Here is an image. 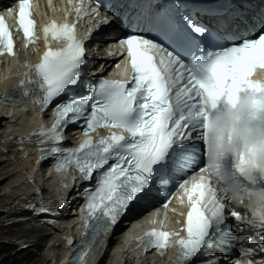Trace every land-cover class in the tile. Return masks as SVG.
<instances>
[{
  "label": "snow or ice",
  "instance_id": "6c2138e0",
  "mask_svg": "<svg viewBox=\"0 0 264 264\" xmlns=\"http://www.w3.org/2000/svg\"><path fill=\"white\" fill-rule=\"evenodd\" d=\"M129 2L147 7L125 8L109 17L101 8L113 11L116 4L92 0L85 14L96 18V37H80L67 19L46 23V50L29 75L42 93L41 107L65 97L55 104L52 125L37 135L49 145L41 150V161L55 158L56 170L74 167L82 176L73 178L76 195L60 201L61 207L68 200L84 201L85 240L71 264H85L88 253L103 248V239L132 207L155 199L162 189L165 208L172 199L187 206L186 214L179 213L184 235L165 227V214L161 227L141 237L145 250L175 245L177 264H196L229 229V209L214 179L228 193L255 201L247 225L249 238L260 242L261 258L255 246L243 255L250 257L248 264H264V79L251 78L257 68L264 69V8L245 7L252 0H227L226 7L213 0ZM75 11L79 15L83 4ZM8 15L29 44L40 39L31 0H18ZM109 28L117 31L107 34ZM88 38L118 44L125 78H104L97 69L91 75H99L98 81L76 94L89 64ZM14 48L13 31L0 14V55H15ZM71 126L82 128L84 139L62 151L59 144ZM98 129L108 134L93 136ZM230 216L241 220L238 211ZM205 259L228 264L219 257Z\"/></svg>",
  "mask_w": 264,
  "mask_h": 264
},
{
  "label": "bare ground",
  "instance_id": "6f19581e",
  "mask_svg": "<svg viewBox=\"0 0 264 264\" xmlns=\"http://www.w3.org/2000/svg\"><path fill=\"white\" fill-rule=\"evenodd\" d=\"M8 111L7 110H0V165L3 164L4 167H11V172L4 177L3 179H0V184L5 180L6 182L3 184L4 186L14 188L12 190L13 193L5 192L3 195L6 196L7 199H5L3 202L0 201V215L2 213L1 210L8 211L9 213H12V217L16 222L25 223L27 219L29 220H38V221H44L46 224L50 225V231H45V228L38 229L37 225L38 223L32 225L30 228H23L19 229V233L17 235L18 239H22L21 242L18 244V248L22 247L25 243V241L33 240V237L37 239L40 237L39 242L33 241L32 243H29V246H33L34 248L30 247L28 254L18 257L16 255L19 253V251H14L12 249H15L13 247L6 245H0L1 248H5V250H10L9 253L5 254L3 260L5 263L3 264H54L53 259L55 258H49L47 254L40 253V246L42 245L41 242L44 240L47 241L52 237V241L56 242V246H59L58 249L62 251L63 245H61L60 237H61V229H58L54 224L51 223V221L55 220H64L65 218L70 217V214H67L66 209H64L68 205L75 206V204L78 202V200H68L67 203H65L62 207L60 204V201L62 199L66 198L65 190L67 185V182H61L56 188H57V204L53 205L51 201H49L46 196L48 194L47 188L44 189V192L41 194H36L34 191L36 185L35 184H41V177L39 172H36L32 176H30L29 172H27V169L32 167V162L30 157L27 156L28 149H24L22 146V139L23 137H15L11 136L12 134L19 133L23 126L28 123L30 120V117L28 115H24L22 118L19 119H12L11 117L4 116ZM2 124L6 125V127L3 129ZM10 152V153H9ZM13 162L11 160L15 159ZM6 161H9V163H5ZM7 164V165H6ZM31 172H34V169L31 170ZM2 178V177H0ZM17 182V183H16ZM27 194L28 198V207H23L20 204L13 205V202L17 200H21L20 196ZM52 197V194L51 196ZM12 199V201H11ZM56 202V200H55ZM31 205H36L35 209L36 211H32ZM39 206L38 208H36ZM15 207V208H13ZM44 207H50L52 211L42 213L40 210ZM25 208H31L28 209L30 211L25 210ZM62 209L61 212L58 209ZM4 211V212H5ZM15 212H22V214H15ZM26 212H29L28 214ZM170 217L174 218L175 213L172 210L169 211ZM175 224V223H174ZM124 224H122V227ZM14 233V229L8 228L6 225L0 227V240H5L9 236H11ZM55 233L53 236L52 234ZM20 241V240H19ZM11 242V241H10ZM2 243V242H1ZM118 241L113 239V252L110 253L109 250L104 251V249H100L97 252H95L91 259L89 260L88 264H99L103 259H105V256L110 253V257L107 264H112L113 256L115 252H119V249H115ZM61 246V247H60ZM17 248V246H16ZM132 248L139 253V250L136 249L134 246ZM17 250V249H16ZM54 251V248H53ZM21 252V251H20ZM9 256L12 257V259L9 258ZM125 256V254H123ZM100 257V259H99ZM52 260V261H51ZM123 261V260H120ZM128 262L125 261L124 264H127ZM132 264V263H131Z\"/></svg>",
  "mask_w": 264,
  "mask_h": 264
},
{
  "label": "rangeland",
  "instance_id": "374dc122",
  "mask_svg": "<svg viewBox=\"0 0 264 264\" xmlns=\"http://www.w3.org/2000/svg\"><path fill=\"white\" fill-rule=\"evenodd\" d=\"M4 124H2L1 126H3ZM6 127V125H4L3 126V129L2 130H5L4 128ZM10 153V152H9ZM1 159V158H0ZM16 160V157H15V159H13V160H11V161H15ZM5 163H9V161H6ZM6 164V165H7ZM11 170H12V168L11 167H4L3 168V164H1L0 165V177H2V178H0V179H3L4 177H6L10 172H11ZM6 180L7 179H5L1 184H0V201H4L5 199H7V197L5 196H3L4 194H5V192H8V193H10V192H12V190L14 189V188H11V187H7V186H4L3 184L6 182ZM12 189V190H11ZM29 198V197H28ZM11 201H12V199H11ZM16 202V201H15ZM15 202H13V205H14V203ZM13 208H15V207H13ZM36 208H38V207H36ZM2 211V213H1V215H0V227L1 226H7L8 228H10V229H14V233L11 235V236H9L8 238H6L5 240H0V245H6V247L7 246H10V247H13V248H15V249H12V250H14L15 252L16 251H19V253H17L16 255H18V257H22V256H24V255H26V254H28V251H29V248L30 247H32V248H34L33 246H29V243H32L33 241H37V240H39L40 239V237H38L37 239H35V237H33V240H28V241H25V243H24V245L22 246V247H19L18 248V244L21 242V244H22V242L23 241H21L22 239H18L17 238V235H18V233H19V229H23L24 227L25 228H30L32 225H34V224H36V223H38V225H40V227L37 225V228L38 229H41V228H45V231H50V225H48V224H46L44 221H38V220H29V219H27V221L25 222V223H20V222H16V220H14L13 219V215H12V213H9L8 211H5V210H1ZM5 211V212H4ZM53 212V211H52ZM27 214L29 213V212H26ZM15 214H22V212H15ZM54 235V234H53ZM20 240V241H19ZM11 241V242H10ZM61 241V240H60ZM2 242V243H1ZM37 242H39V241H37ZM45 242V240L43 241V242H41L42 243V245L40 246V253H42V254H47V256L49 257V258H52L53 257V255L55 256V253L57 254V253H60L61 252V250H59L58 249V247L59 246H53V247H49V245L48 244H43ZM62 244V243H61ZM16 246H17V248H16ZM61 247V246H60ZM53 248H54V251H53ZM17 249V250H16ZM21 251V252H20ZM10 252V250H5V248H1L0 247V264H3V263H5L4 262V260H3V258H4V256H5V254H7V253H9ZM60 256V254L59 255H57L56 257L58 258ZM109 257H110V253L109 254H107L106 256H105V259H103L99 264H107L108 263V260H109ZM9 258L10 259H12V257L11 256H9ZM53 260H55V259H53ZM52 261V260H51Z\"/></svg>",
  "mask_w": 264,
  "mask_h": 264
},
{
  "label": "clouds",
  "instance_id": "9594fccd",
  "mask_svg": "<svg viewBox=\"0 0 264 264\" xmlns=\"http://www.w3.org/2000/svg\"><path fill=\"white\" fill-rule=\"evenodd\" d=\"M226 190V189H225ZM227 191V190H226ZM234 199H236V198H238V194L237 195H234V197H233ZM254 203H255V201L254 200H249V204H248V207H251V206H253L254 205Z\"/></svg>",
  "mask_w": 264,
  "mask_h": 264
}]
</instances>
